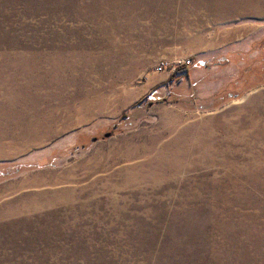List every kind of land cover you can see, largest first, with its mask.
Wrapping results in <instances>:
<instances>
[{
	"label": "rangeland",
	"instance_id": "1",
	"mask_svg": "<svg viewBox=\"0 0 264 264\" xmlns=\"http://www.w3.org/2000/svg\"><path fill=\"white\" fill-rule=\"evenodd\" d=\"M261 5L0 0V264H264Z\"/></svg>",
	"mask_w": 264,
	"mask_h": 264
},
{
	"label": "trees",
	"instance_id": "2",
	"mask_svg": "<svg viewBox=\"0 0 264 264\" xmlns=\"http://www.w3.org/2000/svg\"><path fill=\"white\" fill-rule=\"evenodd\" d=\"M186 66V70H187V65H185ZM183 68H181V66H178V67H176L175 68V70H176V73H180V72H182L183 70H182ZM155 94V89L154 90H152L151 91V93H150V95H154ZM148 99V98H147ZM162 99H166V98H162ZM127 112H125V116L127 117L128 115L126 114Z\"/></svg>",
	"mask_w": 264,
	"mask_h": 264
},
{
	"label": "water",
	"instance_id": "3",
	"mask_svg": "<svg viewBox=\"0 0 264 264\" xmlns=\"http://www.w3.org/2000/svg\"><path fill=\"white\" fill-rule=\"evenodd\" d=\"M112 135V133L111 132H107L104 136L105 137H109V136H111ZM97 138L95 137V138H93V140L95 141Z\"/></svg>",
	"mask_w": 264,
	"mask_h": 264
},
{
	"label": "bare ground",
	"instance_id": "4",
	"mask_svg": "<svg viewBox=\"0 0 264 264\" xmlns=\"http://www.w3.org/2000/svg\"><path fill=\"white\" fill-rule=\"evenodd\" d=\"M248 2H249V1H248ZM261 2H263V0H261ZM258 9H264V5H263V7H262V5H261ZM0 152H1V150H0Z\"/></svg>",
	"mask_w": 264,
	"mask_h": 264
},
{
	"label": "built area",
	"instance_id": "5",
	"mask_svg": "<svg viewBox=\"0 0 264 264\" xmlns=\"http://www.w3.org/2000/svg\"><path fill=\"white\" fill-rule=\"evenodd\" d=\"M191 62V60H186L184 63L189 64Z\"/></svg>",
	"mask_w": 264,
	"mask_h": 264
},
{
	"label": "crops",
	"instance_id": "6",
	"mask_svg": "<svg viewBox=\"0 0 264 264\" xmlns=\"http://www.w3.org/2000/svg\"><path fill=\"white\" fill-rule=\"evenodd\" d=\"M155 81V80H154Z\"/></svg>",
	"mask_w": 264,
	"mask_h": 264
}]
</instances>
